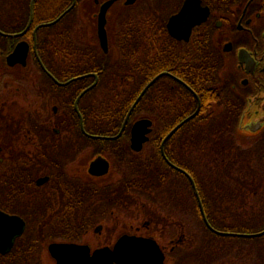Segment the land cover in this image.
<instances>
[{"label":"flooded vegetation","instance_id":"obj_1","mask_svg":"<svg viewBox=\"0 0 264 264\" xmlns=\"http://www.w3.org/2000/svg\"><path fill=\"white\" fill-rule=\"evenodd\" d=\"M139 95L140 116L110 121ZM207 157L233 212L264 205V0H0V264H61L63 243L82 246L74 262L264 264V242L208 238L226 234L191 183L207 216Z\"/></svg>","mask_w":264,"mask_h":264},{"label":"rangeland","instance_id":"obj_2","mask_svg":"<svg viewBox=\"0 0 264 264\" xmlns=\"http://www.w3.org/2000/svg\"><path fill=\"white\" fill-rule=\"evenodd\" d=\"M140 116V114H135L133 119ZM215 121V120H214ZM213 122V121H212ZM192 127L191 125H187ZM209 130L211 133L207 134L209 136H204L203 138H207L209 140V137H220V135L216 132H219L216 130L215 126L208 125ZM193 134H197L198 132H202L201 129H192ZM208 133V132H207ZM213 133V134H212ZM193 141V140H192ZM246 154H241L242 157H245ZM243 162V161H241ZM207 167H206V172L204 173V181L208 183V189L206 188V196H207V190L210 194L209 199L212 202V205L215 206L217 204L219 206V209L221 210L222 214L218 213V216H216L215 213H217L214 209H207L206 213L208 218H210L211 224L217 228L220 231L223 232H231V233H254L259 231L261 228L264 227V208L262 204H256L255 208L253 209L252 213H248L247 207L243 208L240 207L238 211L233 212L232 207H231V200L229 199L228 201L222 198L221 195L217 194L216 187H217V182L212 183V175L217 177V173H212L211 170L214 169V163H212V160L207 157ZM171 180L170 184H179L181 186H185L183 183L179 181V178L175 175H171ZM132 178H130L131 180ZM160 179V178H159ZM144 180V179H143ZM160 187L163 185V182H159ZM231 186V185H230ZM192 196V194H191ZM208 197V196H207ZM188 202L190 204V217L195 219L196 218V223L199 221V213L197 210V206L195 204V201L192 198H189V196L186 197ZM221 199L223 202H221ZM176 202H185L184 197L182 195L176 194V199L174 200ZM201 201V200H200ZM224 203L227 205L225 206ZM210 207V204L208 205ZM209 211V212H208ZM261 213L262 215L258 217V214ZM216 218V219H214ZM194 223V222H193ZM208 238L211 240H214L217 244H224V245H229L233 248L235 252H240V251H246V250H254L256 249L261 243L264 242V237L259 236V237H243V236H238L235 234H226V235H217L213 234L207 231Z\"/></svg>","mask_w":264,"mask_h":264},{"label":"water","instance_id":"obj_3","mask_svg":"<svg viewBox=\"0 0 264 264\" xmlns=\"http://www.w3.org/2000/svg\"><path fill=\"white\" fill-rule=\"evenodd\" d=\"M54 22V21H53ZM50 24V23H47ZM104 25V19L101 20L100 22V26ZM102 28V27H100ZM103 31V30H102ZM142 95V94H141ZM141 95H139L135 101L133 102V104L131 105V107L129 108L126 117L123 120V125L122 128L124 127L125 123L128 120V117L131 113V111L133 110V108L135 107V105L137 104V102L139 101ZM193 116H195V113L190 114L189 116H187L185 119H183L177 126H175L168 134L167 137L174 132V130H176L182 123L186 122L187 120H189L190 118H192ZM151 123V120L149 118H141L139 120H137L134 124V126L132 127V146L135 149H138L141 147L142 142H144L147 139V136L145 135V133L147 131H149V127H147V125H149ZM191 183L194 189V192L196 194L198 203H199V208H200V212L201 215L204 219V221L206 222L207 226L209 228H211L214 232L219 233V234H235V235H245V236H256V235H260L262 233H264V230L258 233H251V234H244V233H231V232H223V231H218L216 229H214L210 223L207 220L206 214L204 212L202 203L200 201V198L198 196L195 184L191 178ZM12 218V217H11ZM136 239H134L133 237L130 236H125L122 239H120V241H118V243L115 246L114 252L118 251L120 249V245H123L125 242H127V244H132L133 242H135ZM59 246L62 248V256L60 257L62 259V263L61 264H99L98 260L99 258H101L103 256V250H97L93 253V255H89L88 252L85 253V255L83 256H78L77 258H79V262H74L76 255L78 254V252L76 253L77 250H83L82 246L80 245H76V244H72V243H63V244H59ZM112 258H110V264L112 263V260H117L113 255H111ZM130 259H133V263L132 264H136L135 262V256L129 257ZM157 264H160V260L158 261Z\"/></svg>","mask_w":264,"mask_h":264},{"label":"trees","instance_id":"obj_4","mask_svg":"<svg viewBox=\"0 0 264 264\" xmlns=\"http://www.w3.org/2000/svg\"><path fill=\"white\" fill-rule=\"evenodd\" d=\"M118 100V102H117V106L118 107H124V109H125V111H123L122 113L120 112V113H110V121H112V122H121L122 120H123V117H124V115H125V113H126V111L129 109V107H130V105H131V103H132V101H134V98L133 97H125V98H122V99H117ZM144 103H146V104H149L150 103V99H149V96H143L142 97V99H141V101H140V103L133 109V111H132V115L134 116L135 114H137L138 113V111H139V107H140V105L141 104H144ZM148 115H151V113L149 114L148 113ZM184 115H178V117H183ZM208 117H211V118H214V117H216V115H213V114H208L207 115ZM206 117H203V115H196L194 118H192L190 121L191 122H194V121H199V120H204ZM214 120V119H213ZM164 121H166V119L164 118ZM208 133H211V131L209 130L208 131ZM213 134V133H212ZM214 169H215V167H214ZM214 169H212L211 170V172L212 173H215L214 172ZM211 177H213L212 178V183H214V182H217V178L214 176V175H212ZM199 179H201V178H199ZM208 183H206V188L208 189ZM207 196L208 197H206V201H204V203H205V210H207L208 209V205L210 204V209H214V206L212 205V202H211V200L209 199V197H210V194H209V192H208V190H207ZM209 212V211H208Z\"/></svg>","mask_w":264,"mask_h":264},{"label":"bare ground","instance_id":"obj_5","mask_svg":"<svg viewBox=\"0 0 264 264\" xmlns=\"http://www.w3.org/2000/svg\"><path fill=\"white\" fill-rule=\"evenodd\" d=\"M208 209H210V207H208Z\"/></svg>","mask_w":264,"mask_h":264}]
</instances>
